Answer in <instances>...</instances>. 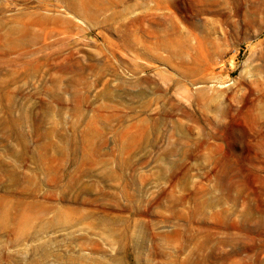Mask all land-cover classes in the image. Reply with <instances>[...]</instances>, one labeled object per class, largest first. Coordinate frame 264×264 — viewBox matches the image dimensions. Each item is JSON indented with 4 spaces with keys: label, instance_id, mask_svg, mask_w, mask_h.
Returning <instances> with one entry per match:
<instances>
[{
    "label": "rangeland",
    "instance_id": "374dc122",
    "mask_svg": "<svg viewBox=\"0 0 264 264\" xmlns=\"http://www.w3.org/2000/svg\"><path fill=\"white\" fill-rule=\"evenodd\" d=\"M0 264H264V0H0Z\"/></svg>",
    "mask_w": 264,
    "mask_h": 264
}]
</instances>
